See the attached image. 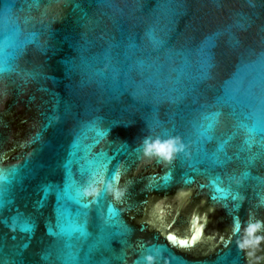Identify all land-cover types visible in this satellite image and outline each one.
<instances>
[{
  "label": "water",
  "instance_id": "95a60500",
  "mask_svg": "<svg viewBox=\"0 0 264 264\" xmlns=\"http://www.w3.org/2000/svg\"><path fill=\"white\" fill-rule=\"evenodd\" d=\"M5 37L0 264H264V0H0Z\"/></svg>",
  "mask_w": 264,
  "mask_h": 264
},
{
  "label": "snow or ice",
  "instance_id": "6c2138e0",
  "mask_svg": "<svg viewBox=\"0 0 264 264\" xmlns=\"http://www.w3.org/2000/svg\"><path fill=\"white\" fill-rule=\"evenodd\" d=\"M215 115H217V114H214L213 119L215 118ZM205 119H208V117H205ZM213 126H214V123L209 124L206 128H204L203 131L201 132V136H207V133L211 130V128ZM177 144H179V142H177ZM169 147L171 148V144L169 145ZM183 148H184V146L180 145L177 148V151L182 153ZM160 151H164V149L161 148ZM5 179H6V177H5ZM48 190H50V189H46V191H48ZM64 195L67 199L74 200L76 202H79L85 196V194L82 191H80L79 187H76L73 190L71 185L66 187ZM84 206L87 207V205H84ZM65 212H67L68 214L65 216V221H66L65 224L61 225V231L63 233H66L69 237H72L75 234H79V238H86L87 237V230L80 223V220L78 218H73L70 214V211H68L66 209L62 210L61 215H64ZM20 228L22 231L27 232V231L31 230V225L27 221H22V222H20ZM173 238L174 237L170 234L169 239H173ZM181 243H184V241H181Z\"/></svg>",
  "mask_w": 264,
  "mask_h": 264
},
{
  "label": "clouds",
  "instance_id": "9594fccd",
  "mask_svg": "<svg viewBox=\"0 0 264 264\" xmlns=\"http://www.w3.org/2000/svg\"><path fill=\"white\" fill-rule=\"evenodd\" d=\"M0 43H2L5 47H8L14 43V39H12L11 37H5L2 41H0ZM11 71H14V69H12L11 67H0V74Z\"/></svg>",
  "mask_w": 264,
  "mask_h": 264
}]
</instances>
